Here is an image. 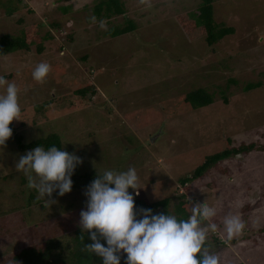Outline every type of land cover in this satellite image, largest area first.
<instances>
[{"label": "rangeland", "instance_id": "rangeland-1", "mask_svg": "<svg viewBox=\"0 0 264 264\" xmlns=\"http://www.w3.org/2000/svg\"><path fill=\"white\" fill-rule=\"evenodd\" d=\"M121 1L124 13L93 20L95 0H0V35L32 36L29 49L0 55V75L17 84L21 106L0 148V264L29 242L43 247L58 240L68 253L70 237L81 230L86 186L105 169L129 167L138 175L134 197H170L173 210L184 195L216 210L204 223L217 225L205 246L218 264H264V0H214L215 22L234 31L211 46L204 32L186 29L177 16L186 21L200 0ZM126 20L135 29L106 34ZM39 62L50 70L37 82L31 73ZM249 82L261 85L244 90ZM198 87L213 101L190 109L179 96ZM52 133L82 163L71 191L53 192L55 203L47 206L15 162L32 149L25 145ZM250 143L256 146L179 183L205 155ZM228 215L245 225L231 239L223 224Z\"/></svg>", "mask_w": 264, "mask_h": 264}, {"label": "clouds", "instance_id": "clouds-1", "mask_svg": "<svg viewBox=\"0 0 264 264\" xmlns=\"http://www.w3.org/2000/svg\"><path fill=\"white\" fill-rule=\"evenodd\" d=\"M49 70L47 62H39L32 70V78L40 82ZM0 89L2 148L12 135L10 123L20 120L21 106L14 81L0 75ZM81 163L79 156L63 147L45 148L38 144L19 157L15 168L23 170L27 186L50 206L55 203L51 199L53 192L63 196L71 191V177ZM137 189L138 175L133 167L96 173L86 186V207L79 213L81 231L87 232L91 241L84 245L88 252L99 256L102 264H121L122 254H126L125 264H218L217 255L205 246L208 230H217L215 223H204L216 215L213 207L204 201L193 203L187 219L168 212L154 213L151 208L135 206ZM223 224L229 239L240 234L245 226L237 215L226 216ZM7 264L18 262L10 258Z\"/></svg>", "mask_w": 264, "mask_h": 264}, {"label": "trees", "instance_id": "trees-1", "mask_svg": "<svg viewBox=\"0 0 264 264\" xmlns=\"http://www.w3.org/2000/svg\"><path fill=\"white\" fill-rule=\"evenodd\" d=\"M213 1L214 0H200L196 11L187 13L189 18L185 21L184 15H177L179 21L185 26L186 29L199 28L201 32L205 33V41L207 45H213L218 40L223 38L227 34H232L234 28L232 26H226L222 23H217L213 17ZM11 8V7H10ZM65 10V7H62ZM11 10L8 11L10 13ZM93 16L97 20H108L112 16L124 13V7L121 0H95L92 7ZM56 23H52V26H56ZM135 29V23L132 20H126L124 24L111 26L106 30V34L111 37L120 36ZM45 36V35H44ZM50 35L47 34L46 37ZM37 37V36H34ZM32 36L29 33H22L19 36H11L9 34L0 35V55L4 53L13 52L19 49H29ZM37 50H42V45L37 42ZM261 85L260 82H249L245 85L244 90L257 88ZM93 88V87H90ZM81 95L84 94L83 89L78 90ZM226 101V98H223ZM179 100L182 104H186L190 109H196L206 106L213 101V95L206 91L203 87H198L193 90L187 91L179 96ZM12 132L14 127L12 122L10 123ZM18 147L22 148L19 138L16 137ZM38 144L47 148L51 145L61 147L60 137L56 133L49 134L45 137L37 138L25 147L34 148ZM253 143L248 145L240 144L238 146H224L209 155L203 157L204 160L197 165L192 172L185 174L178 179L181 185H185L191 180L201 177L205 172L219 162L222 159L228 158L231 155H235L242 152H247L254 148ZM75 171L72 178L75 177ZM93 174L85 175L86 178H93ZM135 206L137 208H151L154 213H170L175 214L178 218L187 219L191 212L192 201L186 199L184 195H179L178 201L173 204V210H169L170 197H164L154 201H147L146 199L134 197ZM29 241L34 237L33 233L29 230H25ZM26 236V237H27ZM233 241V240H232ZM103 243V240L101 241ZM91 243L87 232H82L77 229L72 237H70L67 243L68 253L62 254L61 244L58 240L50 239L43 247H39L37 244L29 242V244L23 246L18 252L14 253V258L18 264H51L69 261L68 264H97L102 262L99 256H96L88 252L84 245ZM124 255L121 256V264H125Z\"/></svg>", "mask_w": 264, "mask_h": 264}]
</instances>
